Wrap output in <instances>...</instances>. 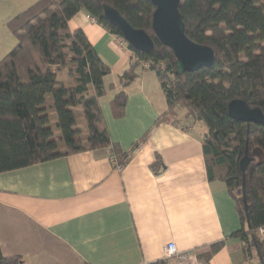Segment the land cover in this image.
<instances>
[{
	"label": "trees",
	"instance_id": "trees-1",
	"mask_svg": "<svg viewBox=\"0 0 264 264\" xmlns=\"http://www.w3.org/2000/svg\"><path fill=\"white\" fill-rule=\"evenodd\" d=\"M104 4L150 34L154 48L146 52L130 45L105 17ZM81 10L128 44L132 56L120 76L124 86L145 69L156 72L168 104L157 121L170 120L184 109L187 116L205 122L209 179L225 182L242 220L232 236L240 239L248 256L255 252L264 264V124L229 114L234 99L264 113V0H181L188 37L216 52L211 66L182 75L176 72L173 50L153 30L151 0H37L18 12L7 22L17 43L0 60V173L103 147L112 149L116 167L123 168L129 159L130 152L112 140L99 103L111 66L81 28L72 31L69 26ZM127 101L125 90L116 94L115 117L125 114ZM54 112L59 136L52 127ZM244 157L250 159L245 173ZM224 243L210 245L208 257ZM63 251L48 250L49 264L75 259L71 251ZM0 264H24L23 255L6 254L0 241Z\"/></svg>",
	"mask_w": 264,
	"mask_h": 264
},
{
	"label": "crops",
	"instance_id": "crops-1",
	"mask_svg": "<svg viewBox=\"0 0 264 264\" xmlns=\"http://www.w3.org/2000/svg\"><path fill=\"white\" fill-rule=\"evenodd\" d=\"M34 1L9 0L0 8L6 40L0 54L15 46L4 26ZM69 26L81 28L111 66L99 103L112 140L130 156L119 168L112 149L103 147L0 173L4 252L22 254L24 264H49L48 250L67 249L75 257L69 264H140L163 259L165 245L174 241L206 264H245L252 257L259 264L232 236L242 220L225 182L209 179L205 127L184 109L157 121L168 104L156 72L145 69L124 86L128 44L84 10ZM121 90L128 101L125 114L115 117L112 100ZM220 241L224 246L208 257L210 245Z\"/></svg>",
	"mask_w": 264,
	"mask_h": 264
},
{
	"label": "water",
	"instance_id": "water-1",
	"mask_svg": "<svg viewBox=\"0 0 264 264\" xmlns=\"http://www.w3.org/2000/svg\"><path fill=\"white\" fill-rule=\"evenodd\" d=\"M155 5L153 30L157 38L173 50L176 72L197 71L209 67L216 58L215 49L208 44H199L188 37L185 22L180 12L181 0H151ZM104 15L123 33L126 41L141 51L154 48V40L143 29L134 28L121 13L108 4H104ZM229 114L238 120L264 124V113L260 107H251L244 99H234L229 103ZM250 159L241 160V170L247 171Z\"/></svg>",
	"mask_w": 264,
	"mask_h": 264
},
{
	"label": "built area",
	"instance_id": "built-area-1",
	"mask_svg": "<svg viewBox=\"0 0 264 264\" xmlns=\"http://www.w3.org/2000/svg\"><path fill=\"white\" fill-rule=\"evenodd\" d=\"M92 19L96 21L95 18L92 17ZM260 230H262V228ZM163 261L164 264H206L204 262L197 261L196 259H194V255H192L191 252L181 251L177 247V244L174 241H170L165 245ZM140 264H148V263L142 262Z\"/></svg>",
	"mask_w": 264,
	"mask_h": 264
},
{
	"label": "rangeland",
	"instance_id": "rangeland-1",
	"mask_svg": "<svg viewBox=\"0 0 264 264\" xmlns=\"http://www.w3.org/2000/svg\"><path fill=\"white\" fill-rule=\"evenodd\" d=\"M35 1H37V0H35ZM34 1V2H35ZM4 2H6V4L9 2V0H0V8L2 7V6H4V5H6V4H4ZM4 29H5V31H9V33H12L11 32V30H10V28L8 27V25H7V23H6V26H4ZM12 35H13V33H12ZM1 42H6V40H1V37H0V44H1ZM17 43V38L13 35V43L12 44H16ZM12 47H13V45H12ZM11 47V48H12ZM10 48V49H11ZM9 49V50H10ZM4 55L3 54H0V59L3 57ZM51 116H52V127H53V129H54V131H55V134H56V136H59L60 135V132H59V130H58V128H57V115H56V113L54 112V113H51ZM195 122H197V123H199L200 125H202V126H204L205 127V129L206 130H208V127H207V125L205 124V122L204 121H202V120H195V119H193ZM80 122H81V120H80ZM83 126V125H82ZM60 145L62 146V143L60 142ZM264 228V227H263ZM263 228H262V230H263ZM262 230H260V235H264V230L262 231ZM255 253V252H254ZM252 255V254H251ZM255 255V257H257V255L256 254H254ZM254 262H257V260H255L254 261V258L252 257L250 260H246L245 261V264H255Z\"/></svg>",
	"mask_w": 264,
	"mask_h": 264
}]
</instances>
